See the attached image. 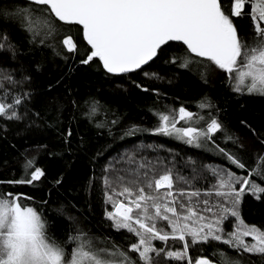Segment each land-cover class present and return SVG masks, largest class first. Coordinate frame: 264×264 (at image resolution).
I'll use <instances>...</instances> for the list:
<instances>
[{"label":"snow or ice","instance_id":"6c2138e0","mask_svg":"<svg viewBox=\"0 0 264 264\" xmlns=\"http://www.w3.org/2000/svg\"><path fill=\"white\" fill-rule=\"evenodd\" d=\"M244 20L247 29L242 27ZM13 32L22 34L19 41ZM59 62L67 71L62 69L39 92L36 74ZM81 66L96 67L105 78L142 73L153 81L170 76L169 84L177 78H195L203 85L221 70L228 74L234 93L264 96V0H26L23 6H0V134L51 137V142L35 146L36 154L29 155L28 149L22 153L23 178L7 183L35 186L34 182L47 180V170L37 165L40 150L49 157L82 153L92 159L104 154L92 137L79 133L78 125L84 120L97 137L112 136L123 114L109 99L92 90L82 94L71 82ZM132 83L145 93L153 90L143 82ZM197 107L199 113L184 106L157 110L158 123L151 131L214 152L233 166L197 167L192 160L196 175L191 180L179 177L189 187L197 178L211 177L217 201L203 210L210 216L196 210L198 201L192 197L200 195L198 190L187 194V203L177 199L171 167L163 165L157 175L159 161L154 164L139 153H125L103 168L98 179L103 182V204L114 209L105 207L104 220L134 240L116 242L85 228L80 220L84 205L92 210L91 199L82 204L71 199L60 202L51 198L50 190L49 199L37 207L21 203L19 194L0 192V264H171L172 260L217 264L215 255L223 264H244L245 253L258 255L257 264H264V224L250 226L241 216L249 195L264 210V185L253 179L264 182V129L239 120L258 145L250 157L245 138L225 118L222 104L202 96ZM180 121L184 124L177 126ZM141 130L129 125L121 138ZM51 184L53 190L64 188L68 176L57 173ZM80 190L91 197L96 191L93 178ZM179 195L185 196L183 189ZM203 203L209 205L208 200ZM57 220L67 221L63 238L55 235ZM160 221L170 232L158 226ZM170 240L183 242L182 250H171ZM205 245L211 247V256L195 260L189 256L190 248L202 252Z\"/></svg>","mask_w":264,"mask_h":264},{"label":"trees","instance_id":"16d2710c","mask_svg":"<svg viewBox=\"0 0 264 264\" xmlns=\"http://www.w3.org/2000/svg\"><path fill=\"white\" fill-rule=\"evenodd\" d=\"M16 4L23 6V0H0V6L8 4ZM242 27L248 28V20H244ZM21 35L18 32H13V39L19 41ZM73 35H76L73 30ZM67 71L62 62L59 65L49 63L45 66V71L36 74V89L39 92L47 87V85L54 81L60 74L61 70ZM102 71V70H101ZM96 67L88 69L86 66H81L72 76V83L78 85L81 93L88 90L97 92L101 98L109 99L118 112L123 114V119L117 128L113 129V135L108 136L105 133L103 136L97 137L95 129L90 127L88 123L81 120L78 128L79 133L92 137L94 145L99 146L103 150V155L99 158L90 159L84 154H76L69 156L67 153L63 157H49L44 154L43 150L39 151L37 155V165L47 170V180L44 178L41 181L34 182V185L28 184H11L8 181L19 180L23 178V170L21 163H23L22 153L26 149L30 150L29 155L36 154L35 146L43 142H51V137L45 133L43 135L36 133L26 136L24 133L16 135L14 131L10 133L7 138L0 134V192L11 191L20 195V202L24 205L40 206L42 199H49V191L52 190V199L60 202L66 200H75L78 204H82L85 200H92V210L88 211V205H84L85 213L81 217L80 223L94 233H100L113 238L116 242H124L134 240L135 237L127 233L126 230L119 232L115 231L109 225L111 221L104 220L103 212L105 207L109 211H113L111 204H103V182L102 170L108 167L110 162L114 163L121 160L125 153H139L143 157L154 164L159 161L160 164L157 169V175L163 172V165H168L173 169L175 176L174 191L178 200L188 201V193L198 190L200 195L192 197L193 202L198 201L197 211L202 214L210 216L211 213H204L205 207H210L215 204L217 198L212 190V183L214 181L209 177V181L197 178L192 181V187L180 181L179 177L183 176L189 180L196 175L193 172V167L189 161H197V167L202 164H213L216 166L229 167L226 160L214 152L206 151L205 149H197L182 143L181 141L161 135L152 134L151 129L158 123V118L154 113L159 111H166L168 109L184 106L187 110L193 113H199L200 109L197 107L202 96H207L213 100L217 105H223L227 110L226 119H228L234 130L239 135L245 138L247 148L246 155L254 156V148L257 147L254 137L251 133L239 124L240 119H246L253 127L258 130L264 129V96L246 92L244 94L234 93L228 81V74L217 70L219 75L211 79V83L203 85L198 83L195 78H177L171 84L168 83L170 76H164L162 80L153 81L150 77H145L142 73L127 74L124 78L111 77L105 78L101 75ZM235 72L233 76H235ZM115 81V83H113ZM132 81L143 82L145 86L151 87L153 90L145 93L137 89ZM119 85V87H117ZM159 91L161 95L157 96ZM167 106V108L165 107ZM102 115V114H101ZM135 124L142 130L137 132L135 136H123V130L129 125ZM184 124L180 121L177 126ZM73 127H77L76 122H73ZM14 145V146H13ZM19 161V162H18ZM70 165V166H69ZM120 165L117 164V167ZM238 175H244L239 169H233ZM66 173L68 176V184L64 188L53 190L51 180L57 173ZM178 173V175H176ZM89 177L94 180L96 191L91 194V197L80 190V186L85 184ZM257 179L258 183H262ZM183 189L185 196L181 197L179 191ZM161 193L165 189L159 190ZM31 197L32 199H26ZM124 200V197H119ZM248 203L243 204L241 216L251 226L264 224V210L259 207V202L250 195L245 198ZM208 200L209 205H204L203 201ZM126 202V201H125ZM87 217L86 219L84 217ZM166 222L160 221L158 226L170 232V228L165 227ZM67 227V221L57 220L55 226V235L63 238ZM234 227V225H233ZM250 242V240H248ZM160 244L161 242H154ZM171 250H182L183 242L169 241ZM202 252H197L194 248H190L189 256L193 260L201 256H211L212 249L210 246H203ZM218 248L226 250V253H231L232 250L228 246L217 245ZM217 264H223V260L219 255L212 256ZM241 259L244 264H257L259 260L258 255L243 254ZM171 264H187V261L172 260Z\"/></svg>","mask_w":264,"mask_h":264},{"label":"rangeland","instance_id":"374dc122","mask_svg":"<svg viewBox=\"0 0 264 264\" xmlns=\"http://www.w3.org/2000/svg\"><path fill=\"white\" fill-rule=\"evenodd\" d=\"M246 240H247V241L250 240V242H251V238H250V237L246 238Z\"/></svg>","mask_w":264,"mask_h":264},{"label":"water","instance_id":"95a60500","mask_svg":"<svg viewBox=\"0 0 264 264\" xmlns=\"http://www.w3.org/2000/svg\"><path fill=\"white\" fill-rule=\"evenodd\" d=\"M24 2H26V0H23Z\"/></svg>","mask_w":264,"mask_h":264}]
</instances>
